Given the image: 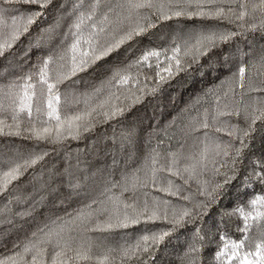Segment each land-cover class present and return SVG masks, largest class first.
I'll return each instance as SVG.
<instances>
[{
    "label": "trees",
    "instance_id": "16d2710c",
    "mask_svg": "<svg viewBox=\"0 0 264 264\" xmlns=\"http://www.w3.org/2000/svg\"><path fill=\"white\" fill-rule=\"evenodd\" d=\"M259 2L153 0L152 8L130 9L125 0H50L43 8L31 0H0V44L11 41L0 56V174L22 166L0 189V261L12 264L9 257L17 256V264H32L35 250L24 252L30 241L47 250L36 264H52L56 252L63 253L58 264H229L216 253L227 243L231 255V245L241 241V257L255 253L264 242V215L254 219L264 214ZM161 5L169 19L161 18ZM219 8L223 15H215ZM149 23L154 26L71 75L73 57L78 62L89 51L91 33L105 28L98 37L105 44ZM207 35L227 39H217L196 62L183 57V70L173 67L170 77L163 72L173 48L183 51ZM150 51L165 53L159 68L156 58L149 59L151 67L135 65ZM42 69L54 85L51 93ZM117 70L131 77L127 84L112 80ZM157 72L167 78L160 81ZM129 89L138 102L124 99ZM113 96L121 97V115L96 117L75 138H37L45 128L55 132L56 116L64 120ZM153 212L158 218L148 219ZM164 232L144 250L143 237ZM77 252L89 258L77 259Z\"/></svg>",
    "mask_w": 264,
    "mask_h": 264
},
{
    "label": "snow or ice",
    "instance_id": "6c2138e0",
    "mask_svg": "<svg viewBox=\"0 0 264 264\" xmlns=\"http://www.w3.org/2000/svg\"><path fill=\"white\" fill-rule=\"evenodd\" d=\"M32 3H39L40 7H46L47 4L50 2V0H31ZM98 2V0H97ZM209 4L215 3V0H207ZM125 4L130 9H140V8H152L154 7L153 0H125ZM120 7H124L125 5H119ZM203 5L198 4L197 7H202ZM241 8L246 7L244 4L240 5ZM254 7H259L262 11H264V0H260L258 5H255ZM231 11V9H229ZM160 14L162 19H169L170 16L163 12V5L160 6ZM183 13L180 11H176L173 13V15L180 16ZM203 15L204 13H199ZM40 13H34L33 16H29L27 19V23L31 24L35 18V16H39ZM215 15H223V8L217 9ZM246 15L245 11H241L237 19H243ZM88 19H91V17H88ZM105 21H108V16L105 15L104 17ZM151 23L147 25H140L137 24L136 27L132 28L130 31L125 32L123 35L119 37V39H114L110 43L101 44L98 37L101 33L105 32V28L101 27L99 28L98 32L94 31L90 34L89 38L85 43L89 46V51L82 52L81 58L77 62L76 57H73V66L71 68V75H75L78 71H84L89 64H93L98 60H101L104 57H107L109 54H111L116 49H119L121 45L125 44L127 41L131 40L134 36H139L149 27H153ZM77 28L80 27L79 24L76 25ZM26 30V28H25ZM18 37V33H14L12 39L15 40ZM219 40L227 39L226 36H219L216 37L215 35H207V36H201L200 38L196 39L194 44L188 45L186 44L184 46L183 51L180 47H175L172 49V55L168 57V67L163 69V72L167 73V76L170 77L173 75V67H175L176 71L183 70L181 60L183 57H189L191 58L192 62H196L200 56L206 55L208 50L215 46V43ZM79 41L77 43L73 44V51H75L78 47ZM11 47V41H5L2 44H0V56L4 55V51L7 48ZM165 53H161L158 51H150L146 52L143 56H141L137 61H135V65H143L148 64V61L150 58H156V67L159 68L161 61L159 60V57L161 55H164ZM174 61V65H173ZM133 65H129V68H131ZM149 67H151V64H148ZM45 67H47V64H45ZM123 70H117L113 73L112 80H118L120 84H127L131 77H129L126 74H122ZM244 69H240V75L243 77L244 75ZM157 76L159 77L160 81H164L167 77L164 75H161L159 72H157ZM67 78V77H64ZM41 81L44 84H47L48 91L51 93L52 89L54 88L53 84H48L47 81V72H45L43 69L41 70ZM59 82V81H58ZM111 82V81H109ZM136 84H139V81H136ZM157 89L153 88L151 91H156ZM140 92H143V88L139 89ZM27 96V93L25 94ZM31 99L30 97L28 98ZM57 101L59 100V97H56ZM124 99L130 100L132 103L138 102L141 97L136 94V91L133 89H129V95L124 97ZM116 101H121L120 96H113L109 99H106L102 101L100 104H98L96 107L91 108L89 110H86L82 113H79L77 115H74L72 117H67L64 120H61L59 116H56L57 120V127L55 129V132L53 133L51 129L45 128L43 130V133L37 132L36 136L38 139H44L48 137H54L55 140L63 139L67 136H71L75 138L76 135L79 134L81 130L83 131H89L90 128L93 126V122L96 117H102L104 120L113 119L118 115H121L124 111V107L122 106V103H116ZM23 107L29 108L30 112V105L25 104ZM51 101L49 102V108H51ZM23 110V108H22ZM50 116L53 115L52 112L49 113ZM203 126L206 128L208 127L207 120H205ZM242 136L246 137L248 134V129L241 130ZM241 146L243 147V142L241 143ZM239 149L236 150L237 155L239 154ZM225 155L228 153L225 152ZM36 162L35 159L31 161H26V163H32L34 164ZM21 165H17L15 167L10 168L8 171L3 172L0 174V189L6 188L8 184H10L13 180H15L18 175L20 174ZM259 201V198L257 200H253L252 204L255 205ZM242 211V210H241ZM188 213L185 212L184 215H187ZM251 213L244 216L245 219V229L248 228V219ZM264 214H261L259 212L256 213V216L254 219H260L261 216ZM158 218L157 214L155 212L152 213L151 216L148 217V219H156ZM132 223L138 222L137 220L133 219L131 221ZM120 226H127V223L124 222ZM168 235L167 232H164L160 235L153 234L151 237L145 236L143 237V240L145 242V248L144 250L147 251V242L149 239L153 244L163 240L164 236ZM223 239V237H222ZM41 244L43 241L40 242ZM139 247V245L137 246ZM228 244L225 243L224 249H221L216 253V258L220 260L221 258H226L229 264H231V261L233 259H238L240 261V264H264V242L261 244L256 245V251L255 253H248L244 255L243 257L240 256V253L236 251L237 249H240L243 247V241L240 243H233L231 245V255H228L226 250L228 249ZM35 250V255L32 256V264H36L37 257H43L46 253V249L43 247L38 246L35 243H32L31 241L24 246V252H30ZM19 255V254H18ZM63 255L62 252H56L55 255L52 258V264H58V258ZM255 256L257 259L253 260L250 259V256ZM22 259V256H20ZM77 259H88V255L85 252H77L76 253ZM9 261L12 262V264H17V256L9 257ZM0 264H8V261H0ZM62 264H66L65 262H62Z\"/></svg>",
    "mask_w": 264,
    "mask_h": 264
}]
</instances>
